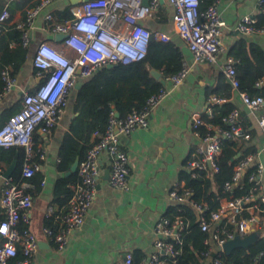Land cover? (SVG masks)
Masks as SVG:
<instances>
[{"label": "built area", "instance_id": "obj_1", "mask_svg": "<svg viewBox=\"0 0 264 264\" xmlns=\"http://www.w3.org/2000/svg\"><path fill=\"white\" fill-rule=\"evenodd\" d=\"M55 0H39L28 9L23 20L15 23L20 32L17 45L28 48L33 40L32 30L35 18ZM163 0H81L70 8L71 17L58 20L52 13L43 14L42 29L52 34L65 35L61 40L62 49L54 47L48 41L37 42L33 49L32 64L37 69L40 82L32 90L25 91L20 109L12 114L0 127V146L22 147L25 159L21 175L25 180L33 177L39 169V163L32 162L33 156L42 160L44 151L38 148L33 140L37 128L48 135L52 127L60 119L68 104L76 78L87 79L98 69L108 64H129L145 57L151 36L161 42L171 40L164 32H151L142 24V20L152 17ZM174 8L172 16L173 31L186 44L192 64H217L224 74L232 90L236 91L240 102L249 114L256 115L257 126L264 139V98L251 96L247 92L238 91L239 82L236 76L235 61L226 56L220 62L222 52V31L225 22L221 19L218 5L221 0H210L209 5L199 11L200 0H166ZM263 0H259L261 5ZM9 19L7 8L0 11V24ZM256 18L252 15L242 16L234 26V31L242 35H264V26H256ZM80 69L79 75L76 70ZM191 65L180 59L178 70L163 76L165 84L149 95L140 109L132 108L123 117H117L111 111L102 133L94 132V141L87 149L83 160L78 164V180L72 187V195L66 207L59 214L52 208L44 211L46 222L52 220L55 227L43 228L45 235L55 244L57 250H63L68 244L72 232L79 228L94 203L99 178V157L106 153L110 157L111 168L108 184L118 190H129L128 176L130 160L122 148V138L130 136L138 129L148 127L151 111L158 106L171 92L187 78ZM2 86L0 98L10 92L15 80L9 70L0 73ZM262 77L255 86H262ZM224 97L210 96L202 113L194 112L190 116L191 126L199 138V144L191 152L183 165L194 178L203 174L211 178L219 171L217 160L221 154L224 140H249L250 134L242 129L240 110L232 108L222 118L226 127L211 124L203 115L212 116V106L222 104ZM254 155L243 156L233 167L230 181L224 184V191L229 193L220 199L219 206L209 211L205 203L192 199V191L178 179L168 192L176 213L161 216L153 226L155 239L154 251L143 258L139 264H177L181 254L183 235L189 229L190 220L185 211L190 207L197 214V224L206 237L205 247L201 255L210 257V264H225L223 244L235 238H245L256 223L251 210L262 214L264 227V207L255 202L256 178L261 174V163L255 167L248 180L254 182L248 194L234 196L230 192L238 185L242 175L247 172ZM23 182L14 183L11 177H4L0 169V208L4 218L0 221V264H9L20 251L21 258L14 264H32L37 250V239L19 224L28 223L30 211L34 207V196L23 188ZM43 184V182H41ZM254 202L251 205H247ZM264 203V198H260ZM256 212V211H255ZM212 253L214 255L211 257ZM256 261V260H255ZM123 264H135L131 253L126 254Z\"/></svg>", "mask_w": 264, "mask_h": 264}, {"label": "crops", "instance_id": "obj_2", "mask_svg": "<svg viewBox=\"0 0 264 264\" xmlns=\"http://www.w3.org/2000/svg\"><path fill=\"white\" fill-rule=\"evenodd\" d=\"M13 1L0 0V11L4 7L8 10ZM72 6L71 0H55L44 8L34 20L33 40L30 44L33 49L40 41H48L54 47L62 49L61 41L56 38V34L42 29L43 14L50 12L55 16L54 12L63 11L67 7L70 11ZM260 6L259 0L220 1L218 9L221 19L225 22L220 62L225 60L228 48L240 38L248 43L258 44L264 50V35H242L233 29L242 16H256ZM30 8L14 10L9 19L0 25L8 24L15 27V23L23 20ZM173 14V6L163 0L153 16L142 20V24L152 33L159 31L169 34L170 41L174 42L180 52V57L191 65L190 72L183 83L172 89L151 111L147 128L138 129L130 136L122 138V148L130 160L129 190L114 189L108 184L110 157L106 153L100 155L94 203L83 224L72 232L68 244L61 251L56 249L55 244L43 231L46 225L44 211L52 208L54 214H59L67 204V202L60 204L55 200L54 187L55 182L66 173L58 169L59 152L64 137L71 134V124L78 115L73 108L75 88L51 132L45 135L39 128L36 129L33 140L35 145L44 151L45 156L40 160L34 179L23 182V188L34 196V207L30 211L28 223L19 224L20 228H27L38 242L32 264H123L128 253H131L133 262L139 264L154 251L153 226L161 216L174 208L168 192L172 184L180 179L185 161L199 144V138L191 126L190 116L194 112L204 111L209 98L207 92L214 88L217 76L221 72L217 64H192L191 54L185 42L173 31ZM13 78L15 80L13 89L0 98V127L7 121L8 113L20 109L23 93L32 90L38 83L32 55L25 60ZM78 81L82 82V79L76 78V83ZM230 102L239 108L240 121L244 129L249 134L252 133L251 138L246 141V146L254 147L256 152L249 168L257 167L259 163L263 166L261 174L256 178L257 189L256 194L254 193L255 199L260 200L264 198V139L257 126L256 115L248 113L234 90ZM92 139L94 141L93 134ZM0 164L5 166V160H1ZM14 164L15 160L10 166ZM71 186L69 185L72 190ZM1 190L0 183V194ZM250 212L254 213L256 223L252 225L246 237L255 240L264 236L262 214L257 210ZM3 218L4 214L0 208V221ZM47 222H51L50 225L55 227L56 223L52 220ZM210 261L211 258L207 257L200 264H210Z\"/></svg>", "mask_w": 264, "mask_h": 264}, {"label": "trees", "instance_id": "obj_3", "mask_svg": "<svg viewBox=\"0 0 264 264\" xmlns=\"http://www.w3.org/2000/svg\"><path fill=\"white\" fill-rule=\"evenodd\" d=\"M37 2L38 0H14L8 7L9 15H12L16 9L30 8ZM209 3L210 0H200L199 11H203ZM54 14L58 20L71 17L69 7L63 11L54 12ZM255 18L257 27L264 26V0ZM19 41L20 32L14 25H0V73L4 69H9L11 76L14 77L25 60L33 54L32 46L24 48L17 45ZM226 54L235 61L236 76L239 82L238 91L247 92L251 96L260 95L264 98V84L260 87L255 86L264 77V50L258 44L248 43L240 38L228 48ZM180 59V52L174 42H161L151 36L142 60L129 64L118 63L111 67L105 66L95 71L89 78L83 79L74 95L73 108L78 115L71 124V134H66L59 152V171L65 173L76 159L79 163L83 160L87 149L93 143L92 134L95 131L99 133L104 131L111 111L123 117L132 108L140 109L147 97L162 87V84L151 76V69L161 72L162 76L172 74L178 70ZM1 86L0 79V88ZM212 95L224 97L227 101L213 105L212 116L203 115V118L211 124L226 127L222 118L235 106L230 102L232 87L222 72L218 74L214 88H210L207 92L208 97ZM14 113H8L7 119ZM242 129L245 130L243 126ZM250 134L252 136V133ZM246 141L240 139L222 142L221 154L217 160L219 171L211 178H205L202 173L193 178L186 170L182 171L180 179L183 180L184 186L192 191L193 200L205 203L209 211L218 208L220 199L229 195L224 191V184L230 181L235 164L243 156L254 155L256 152L254 147L246 146ZM33 157L32 162L40 163L37 156ZM24 159L25 152L22 147L0 146V162L5 160V166L0 164L1 170L5 172L15 160V167L10 175L14 183L25 181L21 175ZM254 170L255 167H250L230 193L234 196L248 194L255 185L254 182L248 180L249 174ZM32 178L34 179V175ZM77 180V172L59 178L54 187L55 200L60 204L66 203L72 195L69 185H73ZM255 202H259V205L264 207V203H260L259 199H255ZM253 203L250 202L247 205ZM174 213H176L175 208H172L166 215ZM185 213L190 220V226L183 235L181 254L178 256L177 264H200L201 261L207 259L201 255L205 250L203 239L206 233L200 231L194 210L187 207ZM50 224L51 222H46L47 226H52ZM213 255L214 253L211 257ZM20 258L21 254L18 250L17 256L10 260L9 264H14V261ZM223 260L225 264H264V236L256 238L245 247H236L229 253H224Z\"/></svg>", "mask_w": 264, "mask_h": 264}, {"label": "water", "instance_id": "obj_4", "mask_svg": "<svg viewBox=\"0 0 264 264\" xmlns=\"http://www.w3.org/2000/svg\"><path fill=\"white\" fill-rule=\"evenodd\" d=\"M81 0H71V4L75 5L77 3H79ZM56 38L59 39L60 41L65 38V35H60V34H56ZM113 66V64H108L106 67H111ZM80 73V69L78 68L76 70V74L79 75ZM150 74L151 76L158 80L162 85L165 84V81L164 79L161 77V72L157 71V70H154V69H151L150 70ZM41 80V77H37L36 78V81L37 82H40ZM81 81H78L75 85V89H78L81 85ZM116 116L119 117V114L117 112H115ZM240 154H238L239 156ZM78 159H76L72 165L70 166L69 170L65 173V176H69L71 175L72 173H75L77 171V167H78ZM15 164L14 165H11L5 172H4V177L6 178H9L12 171H13V168H14ZM253 240L250 238V237H245V238H235V239H232V240H229L227 242H225L223 244V249L226 253H229L231 250H233L234 248L236 247H245L247 246L248 244H250Z\"/></svg>", "mask_w": 264, "mask_h": 264}]
</instances>
